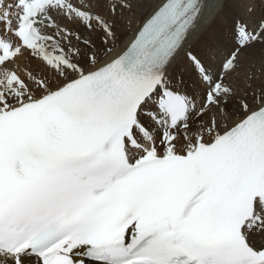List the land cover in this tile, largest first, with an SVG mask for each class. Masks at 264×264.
Instances as JSON below:
<instances>
[{"label": "snow or ice", "instance_id": "snow-or-ice-1", "mask_svg": "<svg viewBox=\"0 0 264 264\" xmlns=\"http://www.w3.org/2000/svg\"><path fill=\"white\" fill-rule=\"evenodd\" d=\"M229 5L0 0V264H264V16Z\"/></svg>", "mask_w": 264, "mask_h": 264}, {"label": "rangeland", "instance_id": "rangeland-1", "mask_svg": "<svg viewBox=\"0 0 264 264\" xmlns=\"http://www.w3.org/2000/svg\"><path fill=\"white\" fill-rule=\"evenodd\" d=\"M250 8L254 11H249ZM244 14L245 20L250 22L258 21L261 16H264V0H248L247 9L244 11ZM255 15L258 16V18H256Z\"/></svg>", "mask_w": 264, "mask_h": 264}, {"label": "bare ground", "instance_id": "bare-ground-1", "mask_svg": "<svg viewBox=\"0 0 264 264\" xmlns=\"http://www.w3.org/2000/svg\"><path fill=\"white\" fill-rule=\"evenodd\" d=\"M247 1L248 0H230L229 10L232 14L239 16L241 19H245L244 11L247 9ZM255 17L258 18L256 15Z\"/></svg>", "mask_w": 264, "mask_h": 264}]
</instances>
